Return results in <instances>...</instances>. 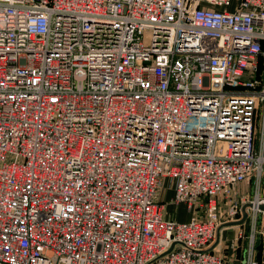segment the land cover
I'll return each instance as SVG.
<instances>
[{
    "label": "built area",
    "instance_id": "2783aa9c",
    "mask_svg": "<svg viewBox=\"0 0 264 264\" xmlns=\"http://www.w3.org/2000/svg\"><path fill=\"white\" fill-rule=\"evenodd\" d=\"M232 1L0 0V264H231L247 203L258 264L264 0Z\"/></svg>",
    "mask_w": 264,
    "mask_h": 264
},
{
    "label": "crops",
    "instance_id": "0c3cea01",
    "mask_svg": "<svg viewBox=\"0 0 264 264\" xmlns=\"http://www.w3.org/2000/svg\"><path fill=\"white\" fill-rule=\"evenodd\" d=\"M235 190L236 197L241 194L243 195L249 193V190L252 194L254 193L253 188L249 187L247 183L239 184ZM173 195L174 189L172 182L168 179L163 180L162 186L158 191V199L166 203L164 216L166 219H173L175 221H187L189 219L190 212L187 211V207L183 203L177 205L173 204L171 201ZM225 204V200H222L221 205L225 206ZM258 217L261 218V215L258 214ZM237 218H242V213L241 216ZM246 218L249 217L246 216ZM240 231L243 233L242 236L238 235ZM249 233V223L246 220L241 224L222 227L219 230L218 242L213 246V250L224 255L231 264H243L245 261Z\"/></svg>",
    "mask_w": 264,
    "mask_h": 264
},
{
    "label": "trees",
    "instance_id": "16d2710c",
    "mask_svg": "<svg viewBox=\"0 0 264 264\" xmlns=\"http://www.w3.org/2000/svg\"><path fill=\"white\" fill-rule=\"evenodd\" d=\"M262 48L264 49V44H262ZM264 71V56L259 55L258 64H257V78H261ZM254 255L258 262V264H264V240L259 239L256 240L254 244Z\"/></svg>",
    "mask_w": 264,
    "mask_h": 264
},
{
    "label": "water",
    "instance_id": "95a60500",
    "mask_svg": "<svg viewBox=\"0 0 264 264\" xmlns=\"http://www.w3.org/2000/svg\"><path fill=\"white\" fill-rule=\"evenodd\" d=\"M251 204L250 203H247L246 205H244L242 207V218L238 219V220H232V221H229V222H225V223H221L217 226V229H216V235H215V241L214 243L211 245L210 249L213 248V246L218 242V234H219V230L222 228V227H225V226H230V225H235V224H241L243 223L245 220H246V207L250 206ZM258 208L260 210H263L264 211V204H259L258 205ZM172 247V246H171ZM171 247L166 250L164 253H166L167 251H169L171 249ZM163 253V254H164Z\"/></svg>",
    "mask_w": 264,
    "mask_h": 264
},
{
    "label": "bare ground",
    "instance_id": "6f19581e",
    "mask_svg": "<svg viewBox=\"0 0 264 264\" xmlns=\"http://www.w3.org/2000/svg\"><path fill=\"white\" fill-rule=\"evenodd\" d=\"M25 147H27V144L25 145ZM28 147H29V145H28ZM62 149H63V144H61L59 146V150H62ZM102 161L105 162L106 160L103 159ZM213 176H214V183L215 184H217V183L221 182L222 180H224L223 174L213 173Z\"/></svg>",
    "mask_w": 264,
    "mask_h": 264
},
{
    "label": "rangeland",
    "instance_id": "374dc122",
    "mask_svg": "<svg viewBox=\"0 0 264 264\" xmlns=\"http://www.w3.org/2000/svg\"><path fill=\"white\" fill-rule=\"evenodd\" d=\"M236 3H237V0H233L232 1V3H231V5H230V7L228 8L229 10H232V9H234L235 8V6H236ZM260 129H261V122H260V124H259V132H260ZM250 184V183H249ZM249 194H252V192L249 190Z\"/></svg>",
    "mask_w": 264,
    "mask_h": 264
}]
</instances>
